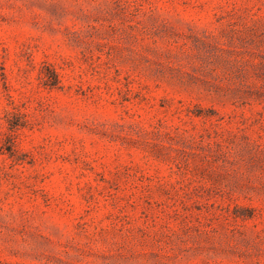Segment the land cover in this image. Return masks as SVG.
<instances>
[{
    "label": "rangeland",
    "instance_id": "obj_1",
    "mask_svg": "<svg viewBox=\"0 0 264 264\" xmlns=\"http://www.w3.org/2000/svg\"><path fill=\"white\" fill-rule=\"evenodd\" d=\"M0 264H264V0H0Z\"/></svg>",
    "mask_w": 264,
    "mask_h": 264
}]
</instances>
